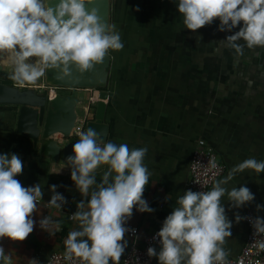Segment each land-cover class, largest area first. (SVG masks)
<instances>
[{
    "label": "crops",
    "instance_id": "crops-1",
    "mask_svg": "<svg viewBox=\"0 0 264 264\" xmlns=\"http://www.w3.org/2000/svg\"><path fill=\"white\" fill-rule=\"evenodd\" d=\"M110 24L119 32L123 47L109 49L107 141L127 144L130 149L147 148L143 163L151 175L143 198L153 211L139 212L133 206L123 226L148 235L162 226L179 196L194 191L189 186V168L198 144L211 145L226 165L220 179L246 158L264 160V46H244L243 55L236 56L225 44L240 25L221 32L217 18L195 31L187 29L174 0H111ZM237 43L245 44L243 40ZM4 60L5 54H0V83L23 88L41 83V77L23 86L12 81L11 65ZM17 117L15 107L0 105V153H14L21 159L22 172L15 178L24 187L38 184L42 203L32 216L33 231L22 241L0 237V247L10 257L9 264H44L51 253L65 251L68 232L80 227L70 217L88 197L71 179L75 167L52 164L40 156L30 139L17 133ZM107 167L96 170L97 183ZM241 185L254 194L252 201L237 208L226 194L221 198L231 224V235L221 245L225 258L238 256L245 244V212L252 210L264 218V207L257 208L264 205V172L245 169L224 187ZM56 193L64 198L63 203L58 201L60 208L48 206ZM46 217L49 230L40 226ZM55 222H60L59 231ZM123 239L127 247L120 262L130 246L126 234ZM149 264H159L157 256Z\"/></svg>",
    "mask_w": 264,
    "mask_h": 264
},
{
    "label": "clouds",
    "instance_id": "clouds-1",
    "mask_svg": "<svg viewBox=\"0 0 264 264\" xmlns=\"http://www.w3.org/2000/svg\"><path fill=\"white\" fill-rule=\"evenodd\" d=\"M183 16L185 28L197 30L219 20L218 30L231 32L226 46L243 55V47L264 46V0H174ZM94 0H58L54 7L49 0H0V54L3 62L11 65L9 79L23 86L34 83L46 69H57V79L70 76V65L80 73L91 70L108 49L123 47L115 25L105 24L97 10H86ZM243 40L244 45L237 43ZM36 58L29 62V58ZM73 145L75 165L71 179L79 192L87 196V203H78L70 219L79 228L68 232L64 240V259L77 257L82 264H119L127 247L123 226L133 211L152 212L143 198L149 183L143 158L146 147L129 148L127 144L107 141L101 144L97 133L88 129L78 133ZM107 165L99 183L96 170ZM215 169V161L211 163ZM245 169L264 172V160L249 157L234 165L222 179L215 181L207 191L186 190L176 200V207L163 220L155 234L160 238L159 252L147 249L149 256H157L159 264H224L226 252L221 247L229 237L230 222L226 219L221 198H227L239 208L254 199L244 185L226 189L236 173ZM22 172V161L14 153H0V237L13 241L24 240L32 231L31 214L41 199L40 186L24 187L15 178ZM94 186V187H93ZM55 185H52L55 190ZM91 188V191H90ZM64 198L59 193L48 201V206L60 208ZM264 205H257L260 209ZM241 217L236 216L237 222ZM56 231L60 222L54 223ZM49 230V219L40 221ZM256 233L264 234V218L254 222ZM86 237V239H85ZM264 249V239L258 242ZM10 257L0 247V264H9ZM32 264H36L32 261Z\"/></svg>",
    "mask_w": 264,
    "mask_h": 264
},
{
    "label": "water",
    "instance_id": "water-1",
    "mask_svg": "<svg viewBox=\"0 0 264 264\" xmlns=\"http://www.w3.org/2000/svg\"><path fill=\"white\" fill-rule=\"evenodd\" d=\"M58 0H49L54 7ZM86 10H97V15L105 24H110L111 0H94L85 5ZM264 53V47L261 50ZM261 55V54H260ZM3 66H0V70ZM111 69L109 49L100 62L91 70L80 73L75 65H70L71 74L57 79V69H46L41 83L36 87H20L14 84L0 83V105L15 107L18 111L16 131L31 140L41 157L52 164L75 167L69 160L73 156V140L67 139L75 126L78 117V105L82 102L74 93L56 92L51 95L50 87L56 88H98L99 100L95 106L93 119L86 124L94 130L98 141L107 142L110 125L106 122L108 89ZM102 165L98 166L99 170Z\"/></svg>",
    "mask_w": 264,
    "mask_h": 264
},
{
    "label": "built area",
    "instance_id": "built-area-1",
    "mask_svg": "<svg viewBox=\"0 0 264 264\" xmlns=\"http://www.w3.org/2000/svg\"><path fill=\"white\" fill-rule=\"evenodd\" d=\"M53 96L56 92L74 93L82 102L78 105V117L75 126L67 139L77 142L78 133L85 131L86 124L95 115V106L99 100L98 88H49ZM215 161L217 167L213 169L211 163ZM189 186L194 191H207L215 181H218L226 172V165L219 159L215 149L209 144H198L192 154L190 162ZM42 201L37 202L39 208ZM261 217L252 210L245 212L243 220L247 228V237L240 254L233 258H225L224 264H264V249L258 247V242L264 239V234L256 233L254 222ZM263 218V217H261ZM161 226L148 235H141L136 227H126V234L130 238V246L120 264H149L153 256L147 254V249L161 246L160 238L155 234ZM44 264H82L81 260L73 257L70 260L64 259V252H53L46 259Z\"/></svg>",
    "mask_w": 264,
    "mask_h": 264
},
{
    "label": "trees",
    "instance_id": "trees-1",
    "mask_svg": "<svg viewBox=\"0 0 264 264\" xmlns=\"http://www.w3.org/2000/svg\"><path fill=\"white\" fill-rule=\"evenodd\" d=\"M1 83H8V84H13L12 82H5V81H4V82H2V81H1Z\"/></svg>",
    "mask_w": 264,
    "mask_h": 264
},
{
    "label": "rangeland",
    "instance_id": "rangeland-1",
    "mask_svg": "<svg viewBox=\"0 0 264 264\" xmlns=\"http://www.w3.org/2000/svg\"><path fill=\"white\" fill-rule=\"evenodd\" d=\"M42 79H43V76H41V81H42Z\"/></svg>",
    "mask_w": 264,
    "mask_h": 264
}]
</instances>
